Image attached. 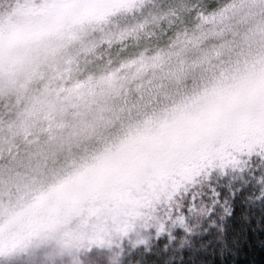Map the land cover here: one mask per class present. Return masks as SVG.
Instances as JSON below:
<instances>
[{
    "label": "rangeland",
    "instance_id": "1",
    "mask_svg": "<svg viewBox=\"0 0 264 264\" xmlns=\"http://www.w3.org/2000/svg\"><path fill=\"white\" fill-rule=\"evenodd\" d=\"M226 5L235 7L220 23L201 20V15L216 17ZM214 27L217 31L224 27L236 47L203 80L176 84L150 79L152 69L136 77L133 69H123L127 94L122 88L118 96L109 95L99 113L102 119L43 153L39 141L34 145L24 141L21 121L39 123L43 115L45 81L39 74H49L46 61L53 50L66 46L68 52L78 53L80 63L74 69L83 65L95 74L108 60L112 62L108 67H113L141 49L147 48L149 54L164 51L174 40L194 39ZM263 71L264 0H0V173L13 154L23 160L11 180L0 179V264H59L96 245L62 250L55 238L47 245L36 244L31 234L69 188L89 182L93 175L118 177L119 191L77 209L49 235L98 232L102 247L135 230L144 221V203L135 189L144 186L151 160L192 122L225 105ZM69 78L83 75L73 71ZM58 83L47 81L49 88ZM90 164L96 165L91 175L75 176L70 185L48 192L22 218L9 215L41 190Z\"/></svg>",
    "mask_w": 264,
    "mask_h": 264
},
{
    "label": "trees",
    "instance_id": "2",
    "mask_svg": "<svg viewBox=\"0 0 264 264\" xmlns=\"http://www.w3.org/2000/svg\"><path fill=\"white\" fill-rule=\"evenodd\" d=\"M262 104L264 71L151 160L135 230L59 264H264V136L251 122ZM221 117L230 125L206 139Z\"/></svg>",
    "mask_w": 264,
    "mask_h": 264
},
{
    "label": "snow or ice",
    "instance_id": "3",
    "mask_svg": "<svg viewBox=\"0 0 264 264\" xmlns=\"http://www.w3.org/2000/svg\"><path fill=\"white\" fill-rule=\"evenodd\" d=\"M233 7L235 6L226 5L214 18L201 15V20L204 23L218 24ZM234 35L235 33H232V36ZM122 38L117 36V39ZM205 41L212 42L205 43ZM235 47V41L227 35L224 27L218 31L214 27L211 31L198 34L194 39L189 37L187 40H174L164 51L157 49L149 54L147 48L141 49L138 55L123 60L113 67H108L112 64L111 60H108L104 69L94 74L90 67L83 65L74 69L73 66L80 63L77 59L78 53H70L67 47L62 45L59 50H53L46 61L49 74L46 76L44 71L39 74V79L45 81L41 89L44 99L41 103L43 115L40 122L25 118L19 127L20 134L27 145H34L39 141L38 147L43 153L55 148L58 143L75 137L93 120L102 119L99 113L105 110V100L109 95L118 96L122 88L125 95L127 94V88H124L123 69H133V77L137 74L143 75L148 69H152L150 79L156 78L164 82L172 80L176 84L189 79L195 82L203 80L210 75L213 68L224 64L225 58L233 53ZM96 58L99 59L98 56ZM73 71L82 74L83 78L70 79L69 73ZM48 80L58 81V86L49 88ZM251 122L258 124L260 133L264 136V104L253 113ZM230 123L228 117L218 118L203 135L206 139L218 136L222 128ZM213 146L209 144V147ZM260 158L264 160V154H260ZM22 163L23 160L17 161L13 154V157L3 165L0 179L5 182L11 180L15 175V169ZM95 168V164H90L73 176L65 177L55 186L49 185L47 189L41 190L33 201L13 209L9 215L22 218L48 192L70 185L75 176L91 175ZM120 184L118 177L93 175L89 182L76 188H69L64 200L40 218L37 227L31 233L35 237V243L47 245L50 239L55 238L56 244L62 250L90 247L92 244L99 246L104 241L98 232L87 236L70 231H64L55 237L49 234L54 226L64 224L77 209L85 205L91 207L115 195L119 191Z\"/></svg>",
    "mask_w": 264,
    "mask_h": 264
}]
</instances>
